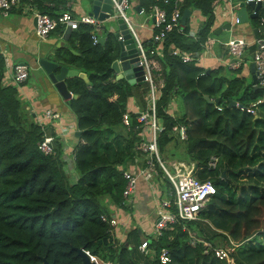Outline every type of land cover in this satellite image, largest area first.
<instances>
[{"label": "trees", "instance_id": "obj_1", "mask_svg": "<svg viewBox=\"0 0 264 264\" xmlns=\"http://www.w3.org/2000/svg\"><path fill=\"white\" fill-rule=\"evenodd\" d=\"M23 1L52 18L69 9V0ZM214 1L184 0L182 10H197L204 20L195 36L189 34V17L181 31L170 32L161 56L150 52V42L144 41L148 55L158 58L164 79L155 102L163 126L158 134L160 153L167 158L168 149L175 151L169 144L179 152L178 142H183L194 174L210 179L216 187L196 218L178 220L155 237L143 236L147 253L139 249L142 241L136 227L122 242L109 234L112 206L127 209L123 167L141 154L137 114L130 111L127 126L123 114L132 97L143 110L148 93L143 90L146 83L115 79L111 64L118 56V38L102 26L105 42L94 43L92 26L80 23L70 29L68 45L54 49L56 60L85 72L90 81L66 79L68 90L76 95L66 102L80 131L74 147V182L64 168L59 137L55 136L54 153L44 154L38 148L44 128L18 91L29 74L19 86L5 84L6 66L0 53V264H41L44 256L56 264H80L74 248L111 264H264V157L258 160L255 154L264 147V86H254L250 74L241 75L243 64L253 61L257 41L245 48L234 69H208L197 60L182 62L170 53L171 46L199 53L208 37L219 43ZM153 2L140 0L139 5L149 11ZM233 8L237 10L238 4ZM260 12L252 21L254 27L262 23ZM172 103L174 114L168 111ZM182 125L185 140L173 129ZM162 248L169 258L165 263L159 259ZM220 249L226 250L225 257L216 254Z\"/></svg>", "mask_w": 264, "mask_h": 264}, {"label": "built area", "instance_id": "obj_2", "mask_svg": "<svg viewBox=\"0 0 264 264\" xmlns=\"http://www.w3.org/2000/svg\"><path fill=\"white\" fill-rule=\"evenodd\" d=\"M248 1L249 0H246V2ZM110 2L112 8L115 10L114 17L123 19L126 28L135 42L139 58L138 63L143 69L144 81L149 87L147 107L136 112V119L142 130V141L139 146V151L142 155L143 165L134 169L122 170L123 177L126 181L122 195L127 199L134 193L140 180L151 181L155 176H162V180L166 182L167 189L165 191V196L159 199L158 206L156 207L155 220L151 232V234L157 236L160 235L162 230L166 229L168 225L178 220H192L196 218L208 199L215 194L216 187L210 179L201 180L198 178L194 174L193 164L185 161H178L173 164L171 170L162 160L158 144V134L163 130V126L156 115L155 107V102L160 96L161 89L164 86L160 63L157 57L148 55L147 47L144 44L145 40L140 38L135 25L126 14V9L130 7V0H110ZM183 3L184 0H154L148 12L149 17L154 18L153 34L151 35V39L148 40L151 45L150 52H154L161 56L163 54V42L167 35L174 29L179 31L182 30L181 15L183 12ZM222 4L226 5V8H224L225 11L222 12L224 16L228 18L230 22L233 21L238 24L236 10L233 8L232 0H215L213 2L215 12L216 8ZM168 6H171L169 13L167 11ZM12 7L22 8L23 10L30 9L33 11V16L36 18L35 34L40 40L47 39L49 34L60 24L65 28L75 29L80 23H83L92 26L93 42L96 43L98 41L97 35L101 31L102 22L92 15L81 14L79 17H74L70 12L66 11L61 13L57 18H52L48 14L41 13L35 7H31V5L25 1L0 0V13L3 16H7ZM140 12L142 13L143 10L141 9ZM261 24H264L263 20ZM191 35L195 36V33ZM118 38H121V36ZM217 42L218 41L214 37H208L199 53L187 52L174 46H171L170 53L172 56L178 57L182 62H190L192 60L199 61L212 53L213 46ZM224 46L228 53L237 61V65H239L240 59L243 57L244 50L247 47L245 40L243 38H230L224 43ZM252 56V62L255 64L257 84L264 86V42L261 44L257 43ZM4 60L6 66L4 77L9 75L11 68H13L10 78L15 84L19 85L27 79L29 72L25 64H15L12 66L7 57H4ZM218 109L221 108L218 107ZM247 110L253 112L250 108ZM129 113L130 111L126 110L123 114V123L126 126L130 123ZM43 119L60 120L61 114L57 111L48 109L45 111ZM38 123L44 128V135L38 143V148L44 154H52L54 153L55 136L57 135L53 134L51 129H46V125L42 120H39ZM173 129L178 133L181 140L186 139L185 126H176ZM210 165L215 166V161L210 162ZM160 171L163 173H160ZM109 224L110 229L114 230L112 235H115V229L119 224L115 214L112 215ZM147 243V239H144L139 245L141 252L147 253L149 251ZM216 254L220 257H225L227 252L225 249H220L216 251ZM89 256L92 261L98 264V258L96 256L90 254ZM159 259L162 263L169 260L166 248L161 249ZM104 264L111 263L104 262Z\"/></svg>", "mask_w": 264, "mask_h": 264}, {"label": "crops", "instance_id": "obj_3", "mask_svg": "<svg viewBox=\"0 0 264 264\" xmlns=\"http://www.w3.org/2000/svg\"><path fill=\"white\" fill-rule=\"evenodd\" d=\"M242 1L246 2V0H232L233 4L234 2L238 4ZM139 2L140 0H130V8L134 13L136 12L142 15V17L135 15L133 19L140 38L147 41L151 39V35L153 34V20L152 17H149V11H143L142 13L138 12L137 7H140ZM91 6L92 0H87L85 4H82V0H69L67 4V8H69L68 12L74 17H79L81 14H89ZM224 8L225 6L223 4L216 8L214 29L222 26L225 22L230 21L222 13L225 11ZM246 9L248 13L252 12V8L246 7ZM29 10L30 9L23 10L22 8L13 7L7 16H3L0 13L2 15H0V53L8 58L12 66L15 64H25L27 66L29 77L26 83L20 86L18 85L19 95L21 99L27 103L28 106L26 108L33 113L35 120L37 122L42 120L45 125H49V129L51 127L55 135H57V137L63 142L64 168L68 177L74 178L72 181L74 182L77 179L76 172L73 171V152L74 147L78 142V137L75 136V132L78 130L76 115L70 110L66 102L67 100L60 96L46 75L40 70L36 61V59L45 58L47 56L55 58L56 55L54 49L68 45L67 36L70 29L65 27L60 30L55 29L49 34L47 39L40 40L35 34L36 23H34L33 11L30 12ZM191 10L192 12L188 20L189 34L196 33L204 20V17L199 11ZM233 23L234 22L231 21V32L227 35L228 39L243 38L247 46L256 41L252 32L253 27L251 28L248 25V31L250 34L246 33V35H244L243 32L235 34L237 30H234V28L231 30ZM102 26L106 27L108 31H112L113 33L118 30L114 20L111 19L101 23V30ZM222 31H225V29ZM240 34L241 36H239ZM97 36L98 38L105 37L101 34V31ZM74 44H76V42ZM215 44L212 53L199 60L197 64L208 69L216 68L218 66H225L227 69H234L232 65H237V61L228 53L224 44L220 42H217V45ZM74 53L77 52L74 51ZM244 55L245 54L243 53V56ZM251 62L250 59L247 63L243 64L241 72L242 76L251 75ZM12 72L11 68L10 74L4 77L5 84L14 83L10 78ZM114 75L116 79L117 73L114 72ZM39 83H41L42 88L39 86ZM48 109L59 112L61 114V119H43L44 113ZM127 110L131 112L141 110L135 103L134 97L128 99ZM168 111L169 113L172 112L170 107L168 108ZM71 142H73V144H71ZM178 161H175L174 163ZM142 165V155L136 154L133 159L128 161L127 169H134ZM68 179L70 181V178ZM165 184L166 182L163 181L159 175L155 176L151 181L140 180L134 193L126 199L125 204L127 205V209L112 207L119 222L115 229V236L119 241H124L128 231L134 227L141 228L143 236H145V230L151 234L155 220L156 207L158 206L159 199L165 196V191L167 189V185Z\"/></svg>", "mask_w": 264, "mask_h": 264}, {"label": "water", "instance_id": "obj_4", "mask_svg": "<svg viewBox=\"0 0 264 264\" xmlns=\"http://www.w3.org/2000/svg\"><path fill=\"white\" fill-rule=\"evenodd\" d=\"M246 6L252 8V12L248 13ZM264 6V1H256L249 0L248 2L242 1L238 4V9L236 10V18L238 23H246L249 20H255L259 17L260 9ZM138 12H140V7H137ZM192 10L190 8H185L181 15V24L184 25L186 23L187 18L191 15ZM115 10L112 8V4L110 0H92L91 10L89 15H92L98 18L101 22L106 20H114L117 25V31L114 32V35L118 38V56L112 62L111 68L117 73L116 79L124 78L130 84H144V75L143 69L138 63V52L135 46V42L131 37L128 29L126 28L125 23L122 18L114 17ZM154 21V18H152ZM34 23H36V18L34 17ZM231 22L227 21L222 26L217 27L214 30L216 35L220 34V32L225 30H230ZM112 30V29H111ZM252 32L257 43L261 44L264 42L263 38L259 36V33L264 32V24L260 26H256L252 28ZM105 37H99L98 42L104 43ZM40 70L46 75L50 83L54 86L57 92L60 94L62 98L65 100H69L70 98L76 97V95H72L68 90L66 85V79L70 77H78L82 79L86 84H89L90 81L85 72H80L74 68L68 67L62 60H56L55 58H50L49 56L45 58L36 59ZM209 71V70H207ZM250 73L252 78V83L254 86H257L256 72H255V64L254 62L250 63ZM210 102H214V100L209 99L207 96L205 97ZM218 102V99L215 100ZM231 104H235L236 102L231 101ZM80 135V131L77 130L75 132V136L78 137ZM225 175V171L223 172ZM141 241H144V237L142 235L141 228H137ZM155 237V235H154ZM77 255L81 258L80 264H97V262L92 261L90 259L89 254L83 250L82 248H74ZM41 264H56L54 261L49 262L46 257L41 258Z\"/></svg>", "mask_w": 264, "mask_h": 264}, {"label": "rangeland", "instance_id": "obj_5", "mask_svg": "<svg viewBox=\"0 0 264 264\" xmlns=\"http://www.w3.org/2000/svg\"><path fill=\"white\" fill-rule=\"evenodd\" d=\"M87 2V0H82V4H85ZM239 4V3H238ZM234 5H235V2H234ZM84 6V5H83ZM225 6V8H226V5H224ZM262 10V11H261ZM260 14L262 15V16H264V6L260 9ZM126 14H127V16L132 20V22H133V24L135 25V27H136V24L134 23V16L136 15V16H138V17H142V15L140 14V13H134L133 12V10L130 8V7H128L127 9H126ZM1 15V14H0ZM2 16V15H1ZM262 19H264V18H261V21H262ZM248 23V24H247ZM248 25L252 28V27H254L253 26V22H252V20H249L248 22H246V23H242V24H236V23H233V26H232V29L231 30H233V28H234V30H237V32L235 33V34H239L240 32H243V34L244 35H246V33H249V29H248ZM261 25V24H260ZM251 31V30H250ZM230 30L228 31V30H225V31H222V33L218 36V39H219V42L220 43H222V44H224L227 40H228V33L230 34ZM250 34V33H249ZM260 34H262L263 36H264V32L263 33H260ZM239 36H241V34L239 35ZM215 45H217V43L215 44ZM234 68H236L238 65H232ZM232 69V68H231ZM29 74V73H28ZM39 86L42 88V86H41V83H39ZM148 89V91H149V87H144V89L143 90H147ZM148 95V93L146 94V96ZM145 96V101H146V103H145V108L147 107V97ZM135 103H136V101H135ZM175 103H172L171 105H170V110L172 111L170 114H174V109H175ZM144 108V109H145ZM71 144H73V142H71ZM178 146L180 147V151L179 152H175L176 151V147L173 145V144H169V147L170 148H172L173 150H175V151H171L170 149H168L169 151H168V157L167 158H163V156H162V154H161V157H162V160L165 162V164L172 170V167H173V163L175 162V161H178V160H183V161H185V162H189V159H188V157L185 155V148L183 149V142H181V141H179L178 142ZM256 151V155H257V157H258V160H262V157H264V147H260V148H258L257 150H255ZM173 152V153H172ZM191 163V162H190ZM194 165V164H193ZM74 166V165H73ZM124 169H127V167L124 165V167H123ZM73 171H75L76 172V170H75V168L73 169ZM76 176H77V172H76ZM159 177L160 178H162V176L161 175H159ZM68 178H70V182H72L73 181V179L74 178H72V177H68ZM76 181V180H75ZM239 185H241V184H239ZM144 232H146L144 235H145V237H148L149 236V233L147 232V230H145ZM112 233H114V230H112V229H110L109 230V234L111 235ZM115 236V235H114ZM116 237V236H115ZM120 242H122V241H120ZM98 264H104L102 261H100L99 259H98Z\"/></svg>", "mask_w": 264, "mask_h": 264}, {"label": "clouds", "instance_id": "obj_6", "mask_svg": "<svg viewBox=\"0 0 264 264\" xmlns=\"http://www.w3.org/2000/svg\"><path fill=\"white\" fill-rule=\"evenodd\" d=\"M264 39V38H263Z\"/></svg>", "mask_w": 264, "mask_h": 264}]
</instances>
